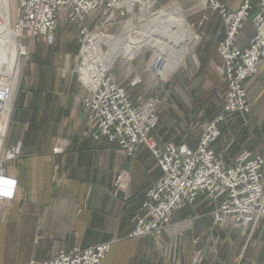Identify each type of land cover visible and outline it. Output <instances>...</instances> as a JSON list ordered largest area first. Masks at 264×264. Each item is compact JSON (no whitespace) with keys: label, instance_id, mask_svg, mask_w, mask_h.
Listing matches in <instances>:
<instances>
[{"label":"crops","instance_id":"crops-1","mask_svg":"<svg viewBox=\"0 0 264 264\" xmlns=\"http://www.w3.org/2000/svg\"><path fill=\"white\" fill-rule=\"evenodd\" d=\"M245 1L206 0V7L199 10L204 19L198 26L201 31L197 29L203 35L198 48L205 68L220 70L224 65L218 53L227 29L222 8L236 12ZM259 4L260 0H249L235 40L241 51L253 38L252 19ZM70 15V10L60 12L53 41L39 36L29 43L21 76V58L17 69L15 86L19 78L20 83L5 142L21 146L25 155L4 163L15 192L7 219L0 223V238L11 236L18 242L16 249L27 252L20 264L107 242L110 247L100 264H264V218L246 225H236L232 219L217 222L218 202L205 191L193 202L181 203L159 236L130 237L147 190L163 171L146 145L129 155L118 142L95 137L98 129L83 104L87 90L76 72L80 35ZM189 24L192 28L196 21ZM193 32L191 41L198 39ZM68 39L75 41L73 45ZM245 89L251 111L221 121L219 136L210 144L228 164L239 156L264 157V55ZM135 96L131 94L134 100ZM159 125L157 116L155 135L161 146L195 147L201 137L189 142L171 125ZM57 146L62 149L59 153L53 150ZM124 171L130 174L125 190L115 186Z\"/></svg>","mask_w":264,"mask_h":264},{"label":"built area","instance_id":"built-area-1","mask_svg":"<svg viewBox=\"0 0 264 264\" xmlns=\"http://www.w3.org/2000/svg\"><path fill=\"white\" fill-rule=\"evenodd\" d=\"M149 3L154 6L157 0H18V16L11 24L17 40V54L27 59L28 43L39 36L52 38L60 23L61 10L71 11L70 21L77 25L81 44L76 72L87 90L84 106L87 117L98 129L95 137L105 136L109 141L118 142L129 155H134L138 146L144 144L163 171L162 177L147 190L130 237L159 236L170 223L172 212L183 202H193L201 191L218 202L217 222L232 219L236 225L255 224L264 218V157L239 156L228 164L214 153L210 144L219 136L221 121L251 111L245 82L256 74L264 55V0H260L259 12L252 19L253 38L244 51L237 49L235 40L246 19L249 0L236 12L222 8L227 29L225 38L219 43V51L228 90L221 110L206 124L195 147L173 143L161 146L155 135L157 111L153 100L136 104L126 88L106 76L105 69L90 71L89 82L84 81L77 69L84 62L83 55L89 53V44L110 35L104 28L117 23L119 16L132 12L136 5L141 8ZM94 12L102 18L90 28L86 21ZM156 72L161 76L158 69ZM136 81L140 82L141 78ZM17 89L18 84L15 86L9 76H0V190L8 183L4 163L25 155L19 145L4 146ZM53 150L55 153L62 151L60 146ZM129 179V172H121L115 186L125 190ZM109 247V242L86 248L78 246L45 260H31L28 264H100Z\"/></svg>","mask_w":264,"mask_h":264},{"label":"rangeland","instance_id":"rangeland-1","mask_svg":"<svg viewBox=\"0 0 264 264\" xmlns=\"http://www.w3.org/2000/svg\"><path fill=\"white\" fill-rule=\"evenodd\" d=\"M2 3L6 6L10 14V28L13 20L18 16V0H2ZM175 3L181 7L183 16L188 23L189 20L196 21L192 29L196 32L198 39L190 41L188 52L168 76H163L162 79L160 78L162 76L157 75V69L160 75H162L165 62L161 60V65L155 64L156 52L147 46L132 59H127L119 55L108 68L105 67L104 62L109 59L111 55L108 53L104 56L95 54L97 57L93 59L94 71H102L105 69L106 76H111L115 79L119 85L126 88L130 95L132 93L136 95L135 100L133 99L136 104H141L147 100H153L156 103V111L160 123L159 126L164 128V126L168 127L171 125L173 129L180 132L179 135L183 139L187 138V141L191 142L197 140L199 136L202 135L206 123L214 119L221 110L227 93L226 81L222 74V67L220 70L217 68H215L216 70H212L205 68L206 66L201 64V55L198 46L203 35L199 32L201 29H199L198 26L204 18L199 10H203L206 7L208 4L206 0H187L179 2L177 0H157L154 6L150 3L146 6L150 7L153 12L158 9L172 8ZM142 7L143 6H141V8ZM141 8L139 5H136L132 12L126 13L124 16H119L117 18V23L104 28L105 32L110 35H120L130 19H132L135 24L134 28L137 30L140 27ZM61 11H63V9ZM1 15L2 13H0V17ZM68 17V15H64V19ZM101 18L102 15L98 12H94L88 17L87 22L94 26ZM0 21V27H2L1 24L3 23V19H0ZM10 32L11 36L9 35L8 39L9 48L7 49L8 61H3L1 63L2 72L0 76L6 75L10 77L11 69L14 67H16L15 70L17 72L20 61L17 54V40L12 28H10ZM54 36L55 33L52 38L46 36H42V38H45L47 42H51L54 40ZM4 40H7V34L0 31V57L2 55V43ZM67 41L71 43V45L75 42L71 39ZM101 45L105 51L108 50L106 43H101ZM29 47L30 53L31 46L29 45ZM218 53L220 55L219 47ZM27 59L23 60L21 58L22 69L20 71V76L22 75ZM216 73H218V75H216ZM137 78H141V81H136ZM19 83L20 78L18 86ZM86 95L83 98V104ZM1 142L2 141H0V145ZM4 146L5 148L8 147L6 146V142ZM221 157L225 161L224 156ZM9 185H11L9 182L4 184L0 190V195L3 196V199L0 200V223L7 219L8 203L15 192ZM17 243V240L13 239L11 236H3L0 238V264H20L27 259V252L20 248L16 249Z\"/></svg>","mask_w":264,"mask_h":264},{"label":"bare ground","instance_id":"bare-ground-1","mask_svg":"<svg viewBox=\"0 0 264 264\" xmlns=\"http://www.w3.org/2000/svg\"><path fill=\"white\" fill-rule=\"evenodd\" d=\"M143 5L141 8L140 27L136 30L135 24L130 19L120 35H109L100 37L95 42L89 44V53L84 55V64L78 69L84 81H91L90 71H94L95 54H110V58L104 62L106 68L110 67L116 57L122 55L127 59H132L143 48L150 47L156 52L155 64L161 65V60L165 62L163 65L162 77L168 76L172 72L178 62L188 52V45L195 36L190 24L183 16L181 7L175 3L174 7L158 9L151 11V8ZM0 19H3L0 31L7 34V40L2 43V55L0 57V73L2 72V62L8 61L7 49L9 48L10 32V14L0 0ZM1 22V21H0ZM198 37V36H197ZM101 43H106L108 50L102 48ZM6 49V52H5ZM96 62V61H95ZM8 63V62H7ZM156 68V67H155ZM16 67L11 69V81L16 84L17 78ZM2 141V139H1Z\"/></svg>","mask_w":264,"mask_h":264}]
</instances>
